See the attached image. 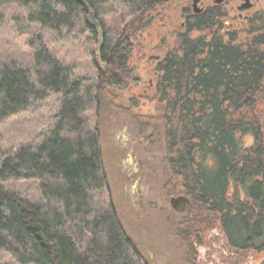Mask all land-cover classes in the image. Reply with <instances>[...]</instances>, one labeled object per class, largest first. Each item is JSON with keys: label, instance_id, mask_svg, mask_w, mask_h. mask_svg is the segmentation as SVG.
Masks as SVG:
<instances>
[{"label": "trees", "instance_id": "16d2710c", "mask_svg": "<svg viewBox=\"0 0 264 264\" xmlns=\"http://www.w3.org/2000/svg\"><path fill=\"white\" fill-rule=\"evenodd\" d=\"M172 2L0 0V264H150L113 202L100 124L105 105L123 109L116 89L138 79L134 50ZM181 12L131 107L153 109L136 116L161 128L176 193L192 203L188 261L215 224L229 251L260 253L264 9L231 25L218 5Z\"/></svg>", "mask_w": 264, "mask_h": 264}, {"label": "rangeland", "instance_id": "374dc122", "mask_svg": "<svg viewBox=\"0 0 264 264\" xmlns=\"http://www.w3.org/2000/svg\"><path fill=\"white\" fill-rule=\"evenodd\" d=\"M240 1L229 0L218 5L227 13V25L233 23L235 16L246 20V14L251 16L258 9H264V0H253L254 8L239 16L236 7ZM203 2L206 7L215 4L213 0ZM185 5L193 11V0H173L153 13L159 16L147 30V37L139 41L142 46L135 48L132 57L138 79L127 83L119 92L116 89V104L123 109L105 105L102 110L101 144L113 202L125 231L150 264H258L264 258V250L260 253L229 251L216 224L202 234L201 243L195 246L194 263L188 261L180 226L185 213L173 209L169 202L171 196L181 191L182 179L171 173L161 128L142 127L145 118L136 116L138 113L151 114L153 109L147 105L139 108L141 104L131 107V99H140L142 92L153 85L154 65L159 54L154 50L158 34L164 33L170 38L171 33L179 29ZM128 106L129 112H125L124 107ZM150 124L154 122L150 120ZM244 142L248 145L251 140L245 137Z\"/></svg>", "mask_w": 264, "mask_h": 264}, {"label": "water", "instance_id": "95a60500", "mask_svg": "<svg viewBox=\"0 0 264 264\" xmlns=\"http://www.w3.org/2000/svg\"><path fill=\"white\" fill-rule=\"evenodd\" d=\"M215 4H221L224 0H213ZM248 1V0H245V2ZM250 6L249 2H246V3H242L240 6L237 7L238 10H241L243 8H248ZM202 6L198 3V0H193V11L196 12V13H199L201 12L202 10ZM171 204H172V207L177 210V211H182L184 210L185 208V204L186 202L189 203V200L184 197V196H179V197H176V198H171ZM176 204H179L176 205Z\"/></svg>", "mask_w": 264, "mask_h": 264}, {"label": "flooded vegetation", "instance_id": "af4514ba", "mask_svg": "<svg viewBox=\"0 0 264 264\" xmlns=\"http://www.w3.org/2000/svg\"><path fill=\"white\" fill-rule=\"evenodd\" d=\"M228 1H229V0H224L221 4H224V3L228 2ZM246 2H249V4H250V6H249L248 8H243V9H241V10H238V9H237L238 6H240L242 3H246ZM246 2H245V0H241V1L239 2V4L237 5L236 9L239 11V16L242 15V12H245V11L248 12L249 10H251V9L254 8L255 3L253 2V0H248V1H246ZM198 3L202 6L203 9L206 8V3L203 2V0H198ZM213 5H220V4H213ZM190 9H191V8H190ZM203 9H202V10H203ZM244 17L250 18V16H249L248 14H246ZM179 196H184V197H186V198L189 200V203L186 202L184 210L179 211L180 213H184L185 211H187V209H188L189 207L192 206V203H191V201H190V198L187 196L186 193L182 192V193H179V194H177V195H175V196H171L170 199H169V202H170V204H171V201H170L171 198H176V197H179ZM171 205H172V204H171ZM171 205H170V206H171ZM176 205L179 206V204H176ZM173 209H174V208H173Z\"/></svg>", "mask_w": 264, "mask_h": 264}]
</instances>
